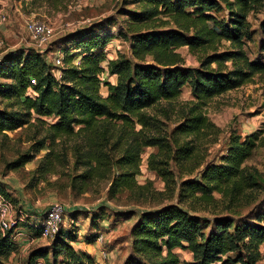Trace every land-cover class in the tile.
<instances>
[{"label": "trees", "instance_id": "trees-1", "mask_svg": "<svg viewBox=\"0 0 264 264\" xmlns=\"http://www.w3.org/2000/svg\"><path fill=\"white\" fill-rule=\"evenodd\" d=\"M37 1L57 9L63 0L29 3ZM131 3L139 7L126 9V0H121L117 8L115 15L128 17L117 25L116 33H110L116 17L108 15L75 35L70 34L66 42L76 41L62 51L61 65L32 48L21 53L10 51L0 58V78L4 79L0 82V98L7 101L0 108V135L43 125V135L34 142V152L48 149L39 166L41 174L51 172L54 162H60V157L70 150L74 167L83 168L72 177L74 190L84 192L96 178L108 177L116 169L109 177V199L121 190L147 191L146 184L136 180L143 149L167 148L165 137L148 130L154 123L145 109L162 100L176 99L183 86L189 84L195 102L171 132L172 137L175 135L173 159L183 164L194 158L195 150L188 141L177 144L178 138H200L214 128L200 111V105L264 73V62L249 59L245 51L246 43L256 33L248 17L262 9L264 0H132ZM218 11H224L225 17L218 18ZM104 26L108 28L106 31H95ZM259 27L261 37L256 41L261 53L264 23ZM113 37L128 42V53L108 59L104 49ZM180 47L198 54L197 67L184 64ZM77 57L79 61L74 63ZM103 73L115 76V82L103 80ZM104 86L105 97L100 94ZM135 124L140 128L136 130ZM39 133L37 130L33 138ZM258 140V132L243 138L232 136L219 162L206 163L197 177L181 180L177 186L173 172L165 166L167 161L150 154L149 168L164 181L166 196L175 194V202L137 214L129 230L130 250L123 264H181L173 251L176 247L191 252V261L186 264H259L264 218L258 212L233 217L226 211L238 205L248 190L259 186L256 171L244 165ZM60 142L64 148L57 152L55 146ZM111 150L121 153L112 157ZM32 158L31 153L23 154L7 167L17 169ZM101 215L99 211L92 215L91 225L95 229L92 241L99 234L96 228ZM33 234L38 237L39 231ZM75 240L72 229L60 228L49 247L41 245L29 251L25 264H92V256L73 247ZM17 250L9 231L0 232V264H7Z\"/></svg>", "mask_w": 264, "mask_h": 264}, {"label": "rangeland", "instance_id": "rangeland-1", "mask_svg": "<svg viewBox=\"0 0 264 264\" xmlns=\"http://www.w3.org/2000/svg\"><path fill=\"white\" fill-rule=\"evenodd\" d=\"M29 2L30 0H0V58L10 51L17 50L21 53L32 48L46 53L47 58L52 59L55 53L63 54L66 48L74 46L76 40L72 41V44L66 42V38L70 34L73 36L77 31L82 30L81 28L96 24L110 13V15H115L117 8L121 6V0H63L57 9L50 8L44 3L40 4V1ZM131 2L132 0H126V9L134 10L139 7ZM102 13L104 17H97ZM216 16L222 18L225 17V13L218 11ZM115 17L116 25L113 30L111 27L110 33H116L117 25L122 23L123 19L126 20L128 16L124 14V16L115 15ZM29 19L41 20L52 29V38L42 48H36L29 37L26 29V22ZM248 21L256 33L251 41L246 43L245 51L249 59L259 58L264 62V52L258 51L256 41L261 37L259 24L264 23V6L255 14L249 15ZM106 29L108 28L104 26L95 31L100 33ZM104 50L108 59V54L112 56L120 53L127 54L128 42L120 37H113ZM178 51L184 58L186 66L197 67L199 65L197 53L189 51L187 47H180ZM101 78L111 81V76L107 73H103ZM1 81L4 79L0 78ZM100 94L105 96V90L101 89ZM193 102L195 99L191 95L190 86L186 84L176 99L170 102L162 100L145 109L146 114L152 118L151 122L154 123L148 130L165 137L167 143V148L162 151H159L157 147H145L140 156L139 173L136 175V180L141 185L146 184L149 188L147 191L121 190L114 198H107L109 177L115 174V168L112 169L108 177L96 178L84 192L72 189V177L82 172L83 168L74 167V159L70 150L67 151L66 156L60 157V162H54L51 172L41 174L42 168L39 166L48 149L45 147L34 152L35 140L43 135L44 126L39 124L7 131V136L0 135V193L11 200L15 208L24 211L26 219L21 223V226L32 233H35L37 229L27 222L36 223V216H40L52 203L63 204L66 211L61 228L72 229V233H75L76 237L72 245L82 249L88 246L87 244L94 242L97 244L96 241L91 240L95 233V229L91 225V218L94 213L101 212L102 218L98 221L96 231L103 234L104 240L100 245L97 244V247L93 245V248L98 251L100 261L96 262L93 258L91 263L123 264L121 253L118 250V253L115 252L114 256L109 257L112 244L128 240L127 233L130 222L141 211L156 209L160 205L175 202V194L172 197H167L168 189L164 181L154 170L149 168L148 156L150 154H156L154 158L167 161L165 166L173 172L175 186H177L181 180L197 177L198 171L206 163L219 162L220 157L225 155L232 136L238 135L243 138L253 132H258V144L244 165L251 171H256L259 186L248 190L238 205L226 211L233 217L244 215L247 212H258L263 219L264 73L255 75L250 82L214 96L208 99L205 104L200 105V111L214 124L213 131L200 138L179 137L177 144L180 145L188 141L195 150L192 160L180 164L173 159L176 153L173 143L175 135L172 137L171 132L175 125L183 120V114L189 111ZM6 104L7 101L0 98V108ZM46 120L52 121V118H46ZM134 127L136 130L140 128L137 124ZM37 130L40 133L36 135V138H33ZM62 145L63 142L56 145L55 151L61 152L64 148ZM26 153L33 155L29 162L17 169L7 167ZM120 153V150L110 151L112 157H117ZM214 195L219 197L217 193ZM200 214L212 217L208 213L201 212ZM111 230H113L112 234H110ZM50 243L51 241L38 237L35 243L27 249L18 248L16 252L12 253L7 264H25L27 255L32 248L41 245L49 247ZM120 248L124 249V247ZM102 250L107 253L106 257L101 256ZM175 251L181 264L191 261L190 252L181 248ZM260 251L262 259L259 264H264V244L260 246Z\"/></svg>", "mask_w": 264, "mask_h": 264}, {"label": "built area", "instance_id": "built-area-1", "mask_svg": "<svg viewBox=\"0 0 264 264\" xmlns=\"http://www.w3.org/2000/svg\"><path fill=\"white\" fill-rule=\"evenodd\" d=\"M26 29L36 48H42L53 36L52 29L41 20L29 19L26 22ZM62 57L61 53H55L52 61L56 65H61ZM30 93L32 94L31 91H28V94ZM65 211L66 208L63 204L54 202L40 216H36V223H27L39 231V238L51 241L62 226ZM25 219L24 211L15 208L12 201L0 193V232L5 234L9 231L11 239L19 249L23 248V250L34 244L38 238L30 230L27 231L21 226ZM103 240V234H98L95 241L101 244ZM106 254L104 250L101 251V256L106 257Z\"/></svg>", "mask_w": 264, "mask_h": 264}, {"label": "crops", "instance_id": "crops-1", "mask_svg": "<svg viewBox=\"0 0 264 264\" xmlns=\"http://www.w3.org/2000/svg\"><path fill=\"white\" fill-rule=\"evenodd\" d=\"M111 14V13H110ZM109 14V15H110ZM99 16H103V13L102 14H99L97 17H99ZM104 17V16H103ZM115 28V25L114 26H112V30ZM117 29V28H116ZM109 55V59H114V58H116L117 57V55H115V56H112V55H110V54H108ZM76 60H79L78 59V57L77 58H75L74 59V62L76 61ZM110 82H115V80H116V77L115 76H111V78H110ZM101 89H104L105 90V93H106V95H107V88L104 86V87H102ZM101 92V91H100ZM102 95V94H101ZM105 95V96H106ZM103 96V95H102ZM105 96H103V97H105ZM136 219V218H135ZM135 219H133L131 222H130V225H129V230H130V227H131V225L133 224V222L135 221ZM105 229L107 228V227H104ZM129 230H128V233H127V235H128V240H125L124 242H122V243H114V244H112V250H111V254H110V257L109 258H111L112 256H114V254H115V252H117V250L119 251V253H121V262H123V260L125 259V257L129 254V250H130V246H129V240H130V237H129ZM113 233V230H111V232H110V234H112ZM97 243V242H96ZM98 245H100L99 243H97ZM97 244H95V242L94 243H90V244H87L88 246H86V247H83V249L81 248V247H79V246H75L74 248H79L80 250H83V251H86L90 256H92L93 258H94V260L96 261V262H99L100 261V257H99V254H98V251H97V249L95 250L94 248H93V245H95V247H97ZM114 245V246H113ZM120 247H124V249L122 250ZM126 248V249H125ZM178 250L179 248L178 247H176V248H174L173 249V251L174 252H176L175 250ZM186 251H188L187 249H185ZM189 252V251H188ZM118 253V252H117ZM190 254H191V252H190ZM192 257V256H191Z\"/></svg>", "mask_w": 264, "mask_h": 264}]
</instances>
